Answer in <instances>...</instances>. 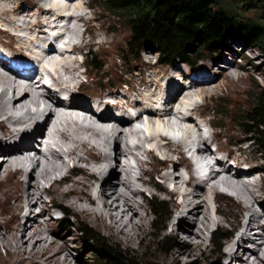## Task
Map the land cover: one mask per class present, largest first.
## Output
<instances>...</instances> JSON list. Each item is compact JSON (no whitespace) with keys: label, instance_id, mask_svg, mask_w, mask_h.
<instances>
[{"label":"bare ground","instance_id":"bare-ground-1","mask_svg":"<svg viewBox=\"0 0 264 264\" xmlns=\"http://www.w3.org/2000/svg\"><path fill=\"white\" fill-rule=\"evenodd\" d=\"M101 18L93 0H0V58L5 59H0V139L6 147H0V165L5 166L0 181V217L6 220L0 226V246L7 251L6 256L0 254V264L83 261L72 254L65 234L53 229V218L44 220L43 215L51 210L46 193L55 203L53 208L63 211L62 203H66L98 231L132 248L149 225L148 210L141 201L143 187L150 191L160 187L171 196L181 193L182 199L174 205L179 222L189 218L201 224L193 236L181 224L178 229L173 227V233L180 230L187 235L191 248L174 251L171 260L195 253L205 244V231L212 224H222L212 214L210 201L222 196L220 189H228L241 201L242 222L236 225L233 239L223 247V252L229 254L227 261L264 264V175L259 176L264 167L243 157L248 149L241 144L249 137L238 138L235 148L227 144L229 137L234 136L233 126L222 121L221 126L225 127L218 130L209 100L216 94L240 91L239 81L243 78L233 70L235 60L228 66L217 63L219 71L213 79L202 77L209 73L208 67H201L193 79L181 71L182 85L174 79L171 68L157 69L143 58L139 82L135 77L128 80L118 76L129 87L109 82L99 91L91 69L86 62L78 61L77 55L85 47H96L98 53L104 54L107 65L102 77L119 70L118 53L113 48L119 36L112 41L102 36L98 40L104 26L95 20ZM62 36L68 38L59 50L54 41ZM19 63L25 66L18 70ZM83 65L86 70H81ZM219 76L225 80L215 84ZM88 86L98 93L87 90ZM39 102L42 109L33 110ZM41 116L44 117L39 123ZM143 116L148 131L144 138L139 135L141 128L134 124L141 122ZM203 123L212 129L203 131ZM174 126L179 129L177 133L170 132ZM224 136L227 141L222 140ZM136 137V153L132 155L127 144ZM171 137L176 138L177 146L166 142ZM214 142L219 156L216 160L208 157V173L195 175L185 152L196 145V153L206 158L212 153L210 145ZM142 153L149 160L143 159ZM131 155L134 164L130 163ZM241 164L248 166L230 173ZM181 166L186 169L184 172L180 171ZM30 167L31 172L26 174ZM133 167L142 168L136 179L131 174ZM156 174L163 179L162 185L155 181ZM200 175L201 179L204 176L201 182ZM32 212L35 218L30 219ZM217 212L221 210L218 208Z\"/></svg>","mask_w":264,"mask_h":264},{"label":"rangeland","instance_id":"rangeland-1","mask_svg":"<svg viewBox=\"0 0 264 264\" xmlns=\"http://www.w3.org/2000/svg\"><path fill=\"white\" fill-rule=\"evenodd\" d=\"M93 3L94 6H96L99 14H101L102 16L101 19L95 20V22L98 25H100L101 23L104 26L103 31H100L101 35L99 36L98 40H102V38L104 39L106 37L108 39L110 38L109 41H112L115 39L117 35L119 36V41H116V43L114 42L115 45L113 44L114 50L117 51L118 53L116 57V63L119 66V70L116 73H111L110 75L102 77V74L106 70L105 68H107V65L106 62H104L103 60L104 54L98 53L96 47H94L93 49L90 47H85L82 50V54L77 55L78 61L86 62L87 67L91 69V73L93 76L92 79H96L95 85H97V87L100 85L98 87L100 88L99 91H101V89H104L106 86H108L109 82L110 83L113 82L114 84L122 88L129 87V83L125 81H119L118 76H122L123 78L125 77L124 79H128V80L132 77H135L137 82H139V73L141 72L140 69L143 67L141 60L143 58L144 60L151 61L155 65V67L158 66L156 67L157 69H159L160 67H164V69L167 67L171 68V70L174 71L173 73L174 79L176 80L178 79V81H180L182 85H183L182 82L183 78H181L180 76L181 71L184 72V74H186L187 78L191 76V79H193L194 76L200 74L199 69L201 67H206V68L208 67V70L206 69V71H209V73H203L202 77L210 76V78L213 79V75L216 77L217 76L216 74L219 71V67H217V63L228 66V62H230L233 59L236 62V64L233 66V70L238 71V73L234 71V74L232 75L235 76V73H237L240 74L241 77L243 78L241 81H239L240 91L237 94H227V93L216 94L212 96L213 98L209 99L211 101L212 114H214L213 119L217 123L219 131H222L223 128L225 127V126L224 127L221 126L222 121L226 123H230L233 126V131L235 132L233 134L234 136L229 137L230 141L227 143L232 148L236 147V144L238 143V138L243 137L245 139L246 136L252 138L243 132V128L238 124V117L247 109L248 104L250 102V96L253 93V91L255 89L264 91V53L259 49L258 46H252V45L249 46L242 38L231 35L227 38V39L231 38V43L229 44V46L225 42V47L223 51L210 55L207 58L199 61L197 65H195V67H189L187 64L180 63L177 61L171 63L174 65H169L165 62H159V60L157 59L158 56L157 52L149 51L146 49L140 51L138 54H136V56H134L129 54L126 48V43L129 36V30L124 25L122 19L117 15H112L107 11H105L101 0H93ZM24 8H29V7L27 5H24ZM253 13H254L253 10H249L247 14L249 16H252ZM86 39L88 40L90 39L89 34L86 35ZM56 54L58 55V53ZM217 55L219 58L214 61L213 59H215ZM92 56H94L96 60L95 64L97 65L98 62L99 66L101 67V69L98 71L94 70L91 67L93 66V64H91L90 62ZM0 59L1 61H5V59H2V57ZM23 59L26 62L30 61L29 59H25V58ZM89 63L91 64V66ZM238 66L240 67V69L237 68ZM81 70H86L85 65L81 67ZM196 70L198 71L195 74H193V72ZM84 79L86 80V78ZM223 80H225L224 77L219 76L215 78L214 83L219 84ZM185 81L188 82L187 79H184V82ZM120 82L123 83L122 86L121 84H119ZM38 88L43 90L40 87ZM87 90L89 91L91 90L90 92L94 91L98 93L97 92L98 90H95L94 88L89 86ZM53 91L54 90H52V92ZM55 92L56 91H54V93ZM195 98L201 99L199 97H195ZM43 117L44 116H41V118L39 119L40 121L39 123H42L41 119ZM143 118L145 119L144 116ZM144 125L139 126V128H141L139 135H141L142 138L148 135L147 128ZM174 127L177 128V126ZM201 128L203 131H208L209 129H212L210 125L204 123L202 124ZM133 140L137 141V137L133 138ZM222 140L227 141L228 137L224 136L222 137ZM3 145H4L3 140L0 139V147L1 146L3 147ZM144 145L149 147V144L147 142H144ZM216 145L217 143L214 142L212 145H210V147L213 149V147ZM241 145L244 149H248V152H246V154H244L243 157L245 158L247 157L252 161H256L258 164H262V166L264 167V161L262 159L263 156L261 154V149L259 148L255 139L247 140L243 142ZM40 146L41 145H39V141H38V143H36V148L38 147L39 149ZM3 149L5 150L6 147H3ZM222 154H227V152L226 153L223 152ZM141 156L146 161L149 160L148 155L146 156L145 154L142 153ZM186 159L190 160L191 162V159H189L187 155H186ZM118 164H119V160H118ZM81 165L82 163H80L78 168H81ZM148 168H152V165L151 166L148 165ZM31 170L32 167L27 169L26 174H29ZM185 170L186 169L184 168V166L180 167V171L184 172ZM170 171H173V169L170 168ZM235 172L236 171H234L233 173ZM136 173L137 175L140 176L142 173V168L138 167L136 169ZM114 174L115 172L113 173V175L111 174V176L114 177ZM261 174L264 175V170L262 171V173L261 172L259 173V176ZM4 175H5V166L0 165V181L4 177ZM137 175L134 176L135 179L136 177H139ZM76 176L77 177L81 176V174H76ZM146 177L149 178L150 177L149 174H147ZM186 177L189 178L188 173L186 174ZM154 179L158 183V185L163 184V179L158 174L154 176ZM200 179H201V175L198 178V181ZM202 179L204 180V176L202 177ZM143 188L145 189L144 197L141 198V201L145 204L148 210L149 225H148V229L141 233V239L139 238L136 244L132 248H128L126 245L117 242L111 237H108L104 232L98 231L97 227L94 224L85 221L84 219L77 216L73 211H71V209L66 203H62L64 207L63 208L64 214L61 211L59 212L54 210L53 207H56L54 205L55 203L54 201H52L53 199L48 193L45 194V198L47 199L48 208H50L51 210L43 215L44 220L45 219L50 220L51 218H53V221L55 222L52 225L53 229H55L56 233H64L65 237L69 239L70 246L68 247L73 251L72 254L75 257L83 260L80 264H95L96 262L100 261V257L98 256L97 252L94 251V247L90 243H86L84 238L81 236V233L79 231L83 227L89 228L90 232L96 237L103 238L106 242H109L110 243L109 245L112 248H115L122 256L127 258V261H125L123 264H129L128 259L141 262L142 264H229V262L227 261L229 254L223 252V247L227 242L233 239V235H235L236 233V225H240L242 222L240 220L241 207L239 206L241 201L237 197L231 195V191H229L228 189L226 190L224 189L221 191L223 192L222 196H219L218 198L214 197L210 201L212 205L211 206L212 214L215 217L219 218L222 221V224L221 225L212 224L210 226V229L205 231L206 233L205 244L202 245L195 253H191V254L184 253L181 254L178 259L171 260L172 253L174 251L179 249H184L188 251L191 248V244H187L188 242L187 235L185 233H181L180 230H178L177 233H173V227L178 229V227L181 224L182 226L188 228L190 230V234H192L193 236L195 230H197L198 226L201 224L199 222L193 223L192 220L189 218H183V220L179 222V219L176 217L178 216L179 213L177 214L174 205L179 203V200L182 199L181 193L171 196L169 192L163 190L160 187L152 188L154 192L148 190L146 187ZM257 193L260 192L258 191ZM154 200L163 201V204L167 207L166 213L160 218L153 214L154 209L152 206V202ZM242 204L245 206V203L242 202ZM38 205H40V202H38ZM218 208L221 210V212H217ZM63 217H65L66 219H64ZM183 217H185V215ZM32 218H35L34 212L31 213L30 219ZM25 220L27 223L30 222L27 219ZM5 222H6L5 218L0 217V226L3 227ZM217 229H222L226 231L227 235L229 234L231 235V237H227L221 240L220 242V245L222 246L221 252L217 251L216 247L212 244L213 232ZM163 236H168V243L166 246L160 243V239ZM240 252H242V250ZM0 254L3 256H6L7 254V251L5 250V248H3V246H0ZM105 264H115V262L112 257H107L105 260ZM241 264H246V263H241Z\"/></svg>","mask_w":264,"mask_h":264},{"label":"trees","instance_id":"trees-1","mask_svg":"<svg viewBox=\"0 0 264 264\" xmlns=\"http://www.w3.org/2000/svg\"><path fill=\"white\" fill-rule=\"evenodd\" d=\"M101 1L104 10L119 16L128 28L126 48L134 56L146 49L157 52L159 62L174 65L171 63L177 61L195 67L199 61L223 51L225 42L229 46L231 38H227L231 35L242 38L249 46H258L264 53V0ZM249 10H253L252 16L247 14ZM218 58L217 55L213 60ZM95 61L92 56L93 66L89 64L98 71L101 67ZM238 124L252 137L248 140H256L264 161L263 90L253 91L247 109L238 117ZM152 206L153 214L159 218L167 211L163 201L154 200ZM79 232L100 257L95 264H105L107 257H112L115 264L127 261L109 242L93 235L89 228L83 227ZM226 236L222 229L213 232L212 244L217 251L221 252L220 242ZM160 243L166 246L168 236L161 237ZM128 261L129 264H142Z\"/></svg>","mask_w":264,"mask_h":264},{"label":"clouds","instance_id":"clouds-1","mask_svg":"<svg viewBox=\"0 0 264 264\" xmlns=\"http://www.w3.org/2000/svg\"><path fill=\"white\" fill-rule=\"evenodd\" d=\"M226 237H228V235H227ZM226 237H225V238H226ZM225 238H224V239H225Z\"/></svg>","mask_w":264,"mask_h":264}]
</instances>
